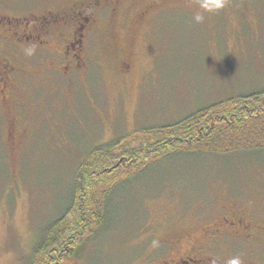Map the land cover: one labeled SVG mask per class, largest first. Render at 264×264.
Segmentation results:
<instances>
[{
    "label": "rangeland",
    "instance_id": "rangeland-1",
    "mask_svg": "<svg viewBox=\"0 0 264 264\" xmlns=\"http://www.w3.org/2000/svg\"><path fill=\"white\" fill-rule=\"evenodd\" d=\"M14 2L0 0V11ZM170 2L125 46L129 74L114 75L126 60L116 52L104 67L91 66L86 83L59 77L23 84L35 129L19 147L0 132V264L35 263L45 229L68 207L91 150L264 89V0H231L202 25L192 22L189 0ZM121 31L117 42L126 45L130 32ZM226 201L264 221V151L152 165L122 184L106 227L70 264H153L165 257L153 255L154 241L214 222Z\"/></svg>",
    "mask_w": 264,
    "mask_h": 264
},
{
    "label": "flooded vegetation",
    "instance_id": "flooded-vegetation-1",
    "mask_svg": "<svg viewBox=\"0 0 264 264\" xmlns=\"http://www.w3.org/2000/svg\"><path fill=\"white\" fill-rule=\"evenodd\" d=\"M164 2L15 0L7 11H0V132L8 144L19 147L28 130L35 129L34 105L20 95L23 84L54 83L59 77L72 84L79 77L86 83L91 66L104 67L106 58L116 52L126 60L116 62L114 75L129 74L133 59L125 46L135 44L139 30L154 20ZM124 29L130 32L126 45L117 42ZM29 48L35 50L30 56L25 51ZM135 133L128 136L134 140ZM219 205L223 217L161 239L153 255L165 257L153 264H226L234 255L242 256L244 264H264V221L248 207L241 209L229 201Z\"/></svg>",
    "mask_w": 264,
    "mask_h": 264
},
{
    "label": "trees",
    "instance_id": "trees-1",
    "mask_svg": "<svg viewBox=\"0 0 264 264\" xmlns=\"http://www.w3.org/2000/svg\"><path fill=\"white\" fill-rule=\"evenodd\" d=\"M137 133L134 140L118 138L90 151L75 178L68 207L45 229L34 264H70L87 240L106 227L110 202L122 184L158 162L264 151V89Z\"/></svg>",
    "mask_w": 264,
    "mask_h": 264
},
{
    "label": "clouds",
    "instance_id": "clouds-1",
    "mask_svg": "<svg viewBox=\"0 0 264 264\" xmlns=\"http://www.w3.org/2000/svg\"><path fill=\"white\" fill-rule=\"evenodd\" d=\"M231 4V0H189L188 9L191 12V20L197 25L204 24L211 17L226 11ZM26 55H32L34 49H26ZM156 241L153 242L154 246ZM226 264H244L240 255H234L226 260Z\"/></svg>",
    "mask_w": 264,
    "mask_h": 264
}]
</instances>
